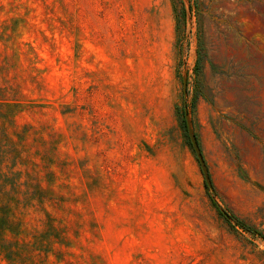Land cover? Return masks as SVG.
Here are the masks:
<instances>
[{"label": "rangeland", "instance_id": "obj_1", "mask_svg": "<svg viewBox=\"0 0 264 264\" xmlns=\"http://www.w3.org/2000/svg\"><path fill=\"white\" fill-rule=\"evenodd\" d=\"M0 264H264V0H0Z\"/></svg>", "mask_w": 264, "mask_h": 264}, {"label": "water", "instance_id": "obj_2", "mask_svg": "<svg viewBox=\"0 0 264 264\" xmlns=\"http://www.w3.org/2000/svg\"><path fill=\"white\" fill-rule=\"evenodd\" d=\"M197 154H198V157L201 161V164H202V169H203V172H204V176H205V179H206V183L209 185L210 184V180H209V176H208V173L206 171V169L204 168V165L202 163V156H201V153L199 151H197Z\"/></svg>", "mask_w": 264, "mask_h": 264}, {"label": "trees", "instance_id": "obj_3", "mask_svg": "<svg viewBox=\"0 0 264 264\" xmlns=\"http://www.w3.org/2000/svg\"><path fill=\"white\" fill-rule=\"evenodd\" d=\"M240 225H242L243 227L247 228L244 224H241V223H240ZM247 229H248V228H247Z\"/></svg>", "mask_w": 264, "mask_h": 264}]
</instances>
